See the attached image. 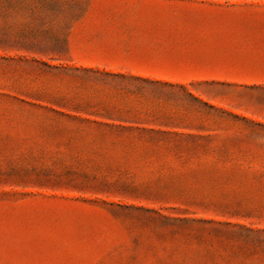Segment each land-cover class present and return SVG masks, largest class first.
I'll return each instance as SVG.
<instances>
[{"label":"rangeland","instance_id":"obj_1","mask_svg":"<svg viewBox=\"0 0 264 264\" xmlns=\"http://www.w3.org/2000/svg\"><path fill=\"white\" fill-rule=\"evenodd\" d=\"M0 264H264V0H0Z\"/></svg>","mask_w":264,"mask_h":264}]
</instances>
